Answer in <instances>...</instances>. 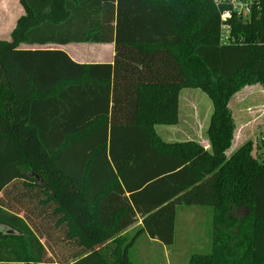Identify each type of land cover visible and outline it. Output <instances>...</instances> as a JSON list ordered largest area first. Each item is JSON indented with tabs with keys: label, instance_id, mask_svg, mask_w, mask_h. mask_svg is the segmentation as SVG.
<instances>
[{
	"label": "trees",
	"instance_id": "1",
	"mask_svg": "<svg viewBox=\"0 0 264 264\" xmlns=\"http://www.w3.org/2000/svg\"><path fill=\"white\" fill-rule=\"evenodd\" d=\"M243 1L226 43L214 0L20 1L0 39V264H136L141 235L173 244L178 205L213 211L211 250L188 264H264V162L251 141L227 155L229 101L264 87V0ZM112 41L96 64L20 46ZM184 88L212 101L209 150L156 132Z\"/></svg>",
	"mask_w": 264,
	"mask_h": 264
},
{
	"label": "rangeland",
	"instance_id": "2",
	"mask_svg": "<svg viewBox=\"0 0 264 264\" xmlns=\"http://www.w3.org/2000/svg\"><path fill=\"white\" fill-rule=\"evenodd\" d=\"M20 0H7L0 6V31H5L9 26L15 23V17L23 10L20 5ZM5 29V30H4ZM227 28L224 29V35L227 33ZM9 31H5L4 35L7 36ZM11 35V34H10ZM1 39V38H0ZM4 40V39H2ZM20 46H27L21 44ZM84 50V49H82ZM83 52V51H80ZM255 85V86H254ZM246 89L245 96L248 105L253 110L261 111L256 112L257 115L264 113V87L261 88L260 84H250ZM236 102L237 99H234ZM213 112V104L208 95L198 88H184L181 94V122L178 127H183L185 122H195L206 135L211 114ZM175 127V126H172ZM173 130L175 128L169 125H159L157 127L158 135L163 140L164 131ZM178 134L180 137H175V140H183V132ZM174 135V133H173ZM261 149V148H259ZM259 159L261 157H258ZM264 162V161H263ZM187 209V210H186ZM196 215H192L193 212ZM212 208L210 207H188L186 205H178L176 207V220H175V235L174 242L167 245V250L163 249L161 244L158 246L149 242L147 236L139 237L135 246L132 248V256L136 264H188L191 254L196 252H207L202 250L198 245L204 238L208 229L212 227ZM23 214V211L20 212ZM44 242V239H43Z\"/></svg>",
	"mask_w": 264,
	"mask_h": 264
},
{
	"label": "crops",
	"instance_id": "3",
	"mask_svg": "<svg viewBox=\"0 0 264 264\" xmlns=\"http://www.w3.org/2000/svg\"><path fill=\"white\" fill-rule=\"evenodd\" d=\"M5 1L7 0H0V6L4 4ZM20 5H21V2H20ZM23 14H24V8L14 18L15 23L6 29L7 31H9L8 35L6 37L0 36L1 39H4V40L10 39V34L16 25L17 19ZM5 31H0V35H4ZM21 47L22 48H43V49L64 50L73 61L77 63H83V64L112 63L114 56H115V43L113 41L112 42H100V43H96V42H70L67 44L47 43L43 45H27V46H21ZM80 51H83V52H80ZM248 87L249 86H245L244 88L236 92L232 96L231 100L229 101V108L231 109L233 113V117L235 119V130H234L232 144L227 151V155H230L231 153H233L235 150H237L240 146H242L246 142L251 141L253 144V155L256 157H261L260 159L259 158L258 159L260 161H264V113L262 115L261 114L257 115L256 112H261V111L253 110L252 107L248 105L247 98L245 96V93H246L245 91ZM260 87L263 88L261 85ZM183 90L184 89L181 90L180 97H179V121L178 123L174 125H169V127L175 128V131L173 130H167L166 132L164 131V137L166 138H164L163 140L166 142L194 141V142L201 144L205 149L209 150L210 143H209L208 137H206L201 130L198 131L201 125L198 126L197 124H195V122L192 123L188 121V122H185L184 125H182L183 126L182 128L178 127L181 122L180 121L181 120V94ZM234 99H237V101L235 102ZM158 126L159 125L155 126L157 133H158L157 131ZM172 126H175V127H172ZM181 130H184L183 131L184 137H181V139L183 140H175L174 139L175 137H180L178 136V134L181 133ZM192 206L207 208V206H198V205H189L188 207L190 208ZM196 214L197 212L194 211L192 215H196ZM211 215H212V221H213V211ZM141 222L142 220L141 218H139L138 221L132 226H130L129 228H127L124 231V233L133 234V232L141 225ZM212 230H213V225L210 229H208V232L205 233L203 240L198 245H196V246H199L202 250H206L207 252L205 253H208L211 250ZM144 235L147 236L149 242L153 243L156 246H158V244H161L163 246V249L167 250L168 246L162 244L157 239L150 238L146 234H143L140 237Z\"/></svg>",
	"mask_w": 264,
	"mask_h": 264
},
{
	"label": "built area",
	"instance_id": "4",
	"mask_svg": "<svg viewBox=\"0 0 264 264\" xmlns=\"http://www.w3.org/2000/svg\"><path fill=\"white\" fill-rule=\"evenodd\" d=\"M217 6L222 7V4H228L229 8L221 11V21H222V30H221V42L226 43L229 36V26L225 24L227 18H229L233 13H237L243 19H246L251 13V5L249 2L243 0H214ZM227 28V33L224 35V29Z\"/></svg>",
	"mask_w": 264,
	"mask_h": 264
},
{
	"label": "water",
	"instance_id": "5",
	"mask_svg": "<svg viewBox=\"0 0 264 264\" xmlns=\"http://www.w3.org/2000/svg\"><path fill=\"white\" fill-rule=\"evenodd\" d=\"M0 230L4 231L6 233H9V234H14V230L10 229V228H7V227L0 226Z\"/></svg>",
	"mask_w": 264,
	"mask_h": 264
}]
</instances>
